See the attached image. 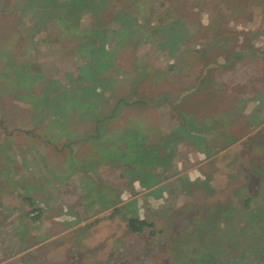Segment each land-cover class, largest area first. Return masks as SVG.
<instances>
[{"label":"rangeland","instance_id":"1","mask_svg":"<svg viewBox=\"0 0 264 264\" xmlns=\"http://www.w3.org/2000/svg\"><path fill=\"white\" fill-rule=\"evenodd\" d=\"M0 264H264V0H0Z\"/></svg>","mask_w":264,"mask_h":264},{"label":"trees","instance_id":"2","mask_svg":"<svg viewBox=\"0 0 264 264\" xmlns=\"http://www.w3.org/2000/svg\"><path fill=\"white\" fill-rule=\"evenodd\" d=\"M128 225L133 231H141L147 223L143 219H130L128 221Z\"/></svg>","mask_w":264,"mask_h":264}]
</instances>
